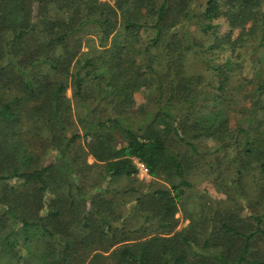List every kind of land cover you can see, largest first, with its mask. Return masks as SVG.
Here are the masks:
<instances>
[{
	"label": "trees",
	"instance_id": "1",
	"mask_svg": "<svg viewBox=\"0 0 264 264\" xmlns=\"http://www.w3.org/2000/svg\"><path fill=\"white\" fill-rule=\"evenodd\" d=\"M112 1L0 0V264H264V0ZM220 17L237 33L214 29ZM138 91L156 110L137 120ZM134 159L170 184L136 196L141 219L83 182L134 184ZM201 163L233 190L222 214L211 201L170 234Z\"/></svg>",
	"mask_w": 264,
	"mask_h": 264
},
{
	"label": "rangeland",
	"instance_id": "2",
	"mask_svg": "<svg viewBox=\"0 0 264 264\" xmlns=\"http://www.w3.org/2000/svg\"><path fill=\"white\" fill-rule=\"evenodd\" d=\"M102 1H105V0H102ZM109 1L110 3L113 2L112 0H109ZM205 1L206 0H194V3H193L194 11L195 12L200 11ZM214 24H215L214 29H216L220 34L228 33L229 31H232L234 34H236L238 31V29L230 28V25L228 24L227 20L222 17L217 18L214 21ZM190 29L195 30L196 26L190 25ZM110 39H111V35L109 37V41ZM86 49L87 48L85 46L82 47V50H86ZM247 63L248 62H245L244 64L242 74L247 77H250L252 69H251V65H248ZM66 96L69 98H72L71 88H68L66 90ZM134 98H135L136 104L133 110L135 115L133 116H135L137 120L139 119V117L140 118L143 117V115L146 114L147 112L150 113L156 110L155 106L146 103V98L143 95V92L141 91L136 92L134 94ZM71 103H72V108H73V113H74L75 103L72 99H71ZM73 117L75 119L74 115ZM233 124H234V120H231L229 125L233 126ZM79 131L80 132L82 131L80 126H79ZM215 144L216 143L213 141V139L211 138L206 139L204 144L200 145L201 146L200 150H206L207 148L208 149L210 148L212 150ZM40 151L42 153L44 151V148H42ZM43 153L45 154H41L38 160L44 164H47L48 162H51V161H55V158L57 157L55 150H48L47 152H43ZM211 161L215 162V153L211 155ZM87 162L93 163L95 162V160L91 155H89L87 157ZM99 165H100L99 162H97V164L95 162V164L91 168V171L98 172ZM225 165L222 164L221 167H224ZM206 168L210 169L212 167H210L206 163H201L197 166L192 167L191 171L188 172L187 180L190 181L192 184L190 187H186V197L184 198L185 202L182 205L178 206V210L174 214V218L176 219V226L170 234H173L177 231H183L185 230V228L198 227L195 224L196 222H199L200 220H202L205 215L207 216L211 215L213 211L212 202L214 203V201H218V205L214 204V206H217L222 214L223 209H224V203L228 201V195L231 193L233 189L228 188L224 190L223 189L224 183H221L219 186H217L213 180V176L207 173V171L209 170H206ZM233 173L234 172L232 168L231 170L227 171L226 181L229 184H225V185L230 186L233 183L232 181ZM253 176H254V171H250V170L245 171L244 173L245 180L243 182L245 183L244 185H247L251 189L250 198L252 200L256 198V193H257V189L255 187L256 179ZM135 178L137 181H135L134 184L132 183V181H129L123 178L117 179V180L106 178L102 181L97 180V179H91V180H84L83 182L86 188L91 189L89 191L92 194L99 192V191H103L106 196L110 197L111 195H113L112 192L119 193V198H117L116 201L119 202L121 199H123L124 202H121L122 204L120 206L122 210L127 209L125 211H130V212L133 211V215L135 216V219H138V218L141 219L140 218L141 216L140 207L137 204L138 202L136 201V196L139 195L141 192L147 191V190L149 191V189H152L156 186H166L167 187L170 184L165 179H163V177L162 178L161 177L152 178L146 170H139ZM11 181H14V180H11ZM94 181L96 182V185L92 187L95 183ZM131 185L132 186L134 185V187L136 188L135 191L128 192L127 190L126 192L127 187ZM1 187L3 190V194L7 198L9 197L12 198L16 196V193H13L9 189L8 185L1 186ZM16 189L18 190V194L19 193L21 194L23 192V190H21L22 188L20 187H17ZM25 194L26 193H23L20 196L18 195V197H20V199H23ZM89 196L90 195H88V197ZM88 197H86L85 203H86V207L89 208V206H91L90 205L91 203L89 199H87ZM211 208H212V211H210ZM200 209L201 211L199 212ZM203 211H206V213ZM215 219L217 220V217H215ZM141 221L142 220L138 221L137 223L139 224ZM10 225H11V221L9 220L8 226ZM139 234L140 233H132V234H127V235L134 236V235H139ZM152 235L153 233H150L147 236H152ZM141 239H144V238H141ZM261 252H263L262 255L264 256V239L263 238L258 239L256 241L255 250H254L253 255H257V253H261ZM195 264H212V263L210 261L203 262L198 259V261H196Z\"/></svg>",
	"mask_w": 264,
	"mask_h": 264
},
{
	"label": "built area",
	"instance_id": "3",
	"mask_svg": "<svg viewBox=\"0 0 264 264\" xmlns=\"http://www.w3.org/2000/svg\"><path fill=\"white\" fill-rule=\"evenodd\" d=\"M134 161H135L136 165L138 166L139 170H146L145 165L141 161H139L137 159H134Z\"/></svg>",
	"mask_w": 264,
	"mask_h": 264
}]
</instances>
